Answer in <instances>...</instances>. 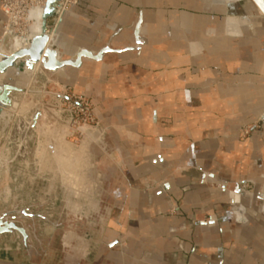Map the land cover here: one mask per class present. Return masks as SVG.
Returning <instances> with one entry per match:
<instances>
[{"label": "crops", "instance_id": "0c3cea01", "mask_svg": "<svg viewBox=\"0 0 264 264\" xmlns=\"http://www.w3.org/2000/svg\"><path fill=\"white\" fill-rule=\"evenodd\" d=\"M262 5L79 0L64 13V59L122 52L47 78L88 102L97 142L57 127L35 173L6 169L4 202L33 218L26 243L0 236V264H264Z\"/></svg>", "mask_w": 264, "mask_h": 264}, {"label": "water", "instance_id": "95a60500", "mask_svg": "<svg viewBox=\"0 0 264 264\" xmlns=\"http://www.w3.org/2000/svg\"><path fill=\"white\" fill-rule=\"evenodd\" d=\"M244 0H238L241 2ZM257 8L263 11L262 0H252ZM61 0H49L40 16L37 18L38 31L29 39H20L17 47L8 54L0 52V75L6 78L10 73L16 71L19 65H22L23 71L28 74L45 73L47 76L64 72L67 68L79 69L82 60L87 59L94 62H99L103 57L110 52H122V50L114 51L109 48V45L101 48L97 52L86 49H78L71 57L64 59L61 51L56 47L55 34H49L46 31V24L49 19L58 13ZM218 4H223L218 0H213ZM235 3V2H230ZM135 48H127L123 51L138 50ZM50 83V79L46 80V86ZM23 89L3 84L0 91V120L2 121L1 133H4L10 123V114L6 109L15 111L17 108V100L11 98L12 93L21 94ZM60 99L70 100L69 97L59 93L45 92ZM40 117L39 111L23 112V114L15 118L14 123L9 129L8 140L12 144V157L7 160L0 159V172H5L7 168L16 164L23 163L27 160L29 168L34 166V152L36 147L32 146L31 134L35 131L37 119ZM264 200V196L261 197ZM32 216H28L26 209L19 210L14 207L10 210L0 213V236L18 234L22 237L23 243L27 241L26 230L23 227L22 221L25 219L32 220Z\"/></svg>", "mask_w": 264, "mask_h": 264}, {"label": "rangeland", "instance_id": "374dc122", "mask_svg": "<svg viewBox=\"0 0 264 264\" xmlns=\"http://www.w3.org/2000/svg\"><path fill=\"white\" fill-rule=\"evenodd\" d=\"M49 23L50 21L48 22V24ZM22 68V65H19L16 71L10 73L7 78L3 75L0 76V91L1 86L5 83L10 86L23 89V92L21 94H11V98L17 100L18 102L15 111L6 109L10 114V123L4 133L0 132V159L7 160L12 157L11 151L9 150L12 144L8 140V133L9 129L15 121V118L23 114V112H20V109H24V112H32L34 110H38L40 116H42L37 119L35 131L31 134L32 140L30 141V143L34 147H36L37 144L43 143L44 136L42 135H45L50 139L51 132L57 127L61 128V130L65 132L68 131L69 133H71L70 140H72V142H88L94 145L97 140L92 134L89 133H95L94 129L96 126V122L94 117L88 110V102H85L84 99L81 98H74L70 99V105L68 103H65L64 107H61L60 109L57 108L53 104V99H57V97L45 92H56L67 97L68 95L66 94H68V92L66 91V93H64L63 90L60 91L61 87L50 86L49 84L47 86L46 84L44 86H41V83H45L46 79L48 78L45 73L42 72L39 74L34 72L30 77V74L23 71ZM25 78L27 80H25ZM49 79L51 80V78ZM80 103L86 104L87 110L80 111L78 105ZM66 106H68L69 108V116L66 117V115L64 114H57V112H62L65 108L67 109ZM2 127V121L0 120V130L2 129ZM44 127H46L47 129H45ZM258 127V121L256 123H252L251 126L241 131V136H247L251 129H255ZM41 129L43 130L41 131ZM35 153L36 150L33 155L34 164L36 159ZM25 162L27 163V160H25ZM28 169L30 170V172L35 173L34 166L32 168H29L28 166ZM3 176L4 173L0 172V213L14 208V206L10 207V202H4L5 185L3 183ZM13 194L19 193H16L13 189ZM31 200L34 202H38L41 201V198L34 196L31 198Z\"/></svg>", "mask_w": 264, "mask_h": 264}, {"label": "built area", "instance_id": "2783aa9c", "mask_svg": "<svg viewBox=\"0 0 264 264\" xmlns=\"http://www.w3.org/2000/svg\"><path fill=\"white\" fill-rule=\"evenodd\" d=\"M49 0H0V10L4 18L0 35V52L10 53L17 47L20 39H29L36 34L37 18ZM79 0H61L58 13L47 21L46 31L54 34L61 16L78 4ZM50 23L48 24V22ZM36 25V26H35ZM79 109L87 110L86 104L80 103ZM95 131V129H94ZM92 134L94 137L95 133Z\"/></svg>", "mask_w": 264, "mask_h": 264}, {"label": "bare ground", "instance_id": "6f19581e", "mask_svg": "<svg viewBox=\"0 0 264 264\" xmlns=\"http://www.w3.org/2000/svg\"><path fill=\"white\" fill-rule=\"evenodd\" d=\"M213 1V0H212ZM215 1V0H214ZM218 1H220V2H225V1H227V2H236V1H238V0H218ZM245 1V0H244ZM38 25L39 24H37V28H38ZM36 26V25H35ZM55 42H56V40H55ZM3 54H5L4 52H2ZM1 76V75H0ZM25 110L24 109H20V112H24Z\"/></svg>", "mask_w": 264, "mask_h": 264}]
</instances>
